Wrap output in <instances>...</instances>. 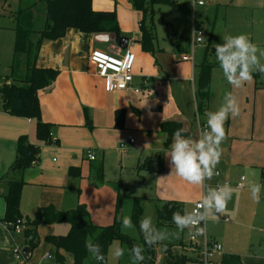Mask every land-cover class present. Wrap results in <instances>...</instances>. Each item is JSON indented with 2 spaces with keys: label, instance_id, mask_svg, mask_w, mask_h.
I'll list each match as a JSON object with an SVG mask.
<instances>
[{
  "label": "crops",
  "instance_id": "crops-1",
  "mask_svg": "<svg viewBox=\"0 0 264 264\" xmlns=\"http://www.w3.org/2000/svg\"><path fill=\"white\" fill-rule=\"evenodd\" d=\"M110 2L113 3L99 5L93 0V9L116 13L123 38L128 39L125 50L119 47V42L116 45L110 36H94L76 29H69L61 39L45 42L40 49L37 66L57 72L53 84L39 92L42 119L52 126L51 137L55 144L48 145L37 138L36 120L7 114L0 101V264H17L13 243L24 242L20 237L13 241L2 223L9 179L1 180L16 158L18 139L24 135L28 136L32 144L40 147V155L37 164L23 176L25 185L20 203L23 217L32 218L38 209L50 205L57 210L68 211L85 204L91 213L93 209L98 211L94 216L90 214L94 224L109 226L115 217L118 181L126 170L137 173V177L143 179L141 184L134 181L136 187L153 182L154 194L150 199L181 202L185 212L191 211L206 194L207 188H215L217 182L232 184L235 191L228 202L229 206H233L235 201L249 207L255 205L250 186L254 183L263 185L260 177L264 169V93H260L264 92V85L260 83L262 78L258 80V86L253 78L242 87L233 88L220 67L213 68L208 111H215L223 104V90L233 93L241 111L238 116H230L225 122L227 139L221 145L223 153L216 168L219 176L214 175L211 180H205L204 187L191 185L172 172L170 158L166 154L170 151L173 139L167 148L162 125L176 122L186 129L185 137L196 138L199 135L196 89L201 65L197 66L194 58L198 46L193 48L191 43V53L183 55L179 44L174 52L161 46L159 41V50L146 53L140 44L139 28L128 29L124 26L125 21L135 24V14L139 15L141 21V14L129 0ZM5 4L8 5L7 1ZM109 49L121 57L134 55L131 90L109 92L106 81L96 75L94 68L89 67V57L93 51ZM184 56L193 57V63L184 61ZM12 59L13 55L7 71L0 75V79L11 74ZM209 62L215 63L217 60ZM136 89L141 92L136 93ZM206 119L204 115L203 122L206 123ZM129 138L134 139V143L131 144ZM121 146L125 147L122 149ZM88 151L95 152V161L87 158ZM72 167L80 169L81 177L69 176ZM101 167L104 182L97 184L92 178ZM242 178H245L244 187L237 189L236 184ZM83 189L87 191L82 196ZM262 205L264 188L261 189L260 202L256 203V208H263ZM187 206L189 210H186ZM100 219H108V222H101ZM62 225L39 226L37 234L40 242L31 251L29 264H44V261L51 260H46L45 256L40 258L38 254L42 248L48 250V255L49 250L54 249L46 241L47 237L67 235L60 233ZM66 225L70 231V225ZM208 233L220 242L218 238L222 234ZM225 247L224 243V256L238 255L230 248L225 250ZM238 256L242 264H248L244 255Z\"/></svg>",
  "mask_w": 264,
  "mask_h": 264
},
{
  "label": "trees",
  "instance_id": "trees-1",
  "mask_svg": "<svg viewBox=\"0 0 264 264\" xmlns=\"http://www.w3.org/2000/svg\"><path fill=\"white\" fill-rule=\"evenodd\" d=\"M6 2L7 0H0ZM132 7L142 15L139 23L140 44L146 53H154L159 50L155 18L158 16L160 25L166 24L162 18L161 10L155 7L173 5L176 0H129ZM45 5V22L43 29L37 31L38 6ZM14 21V46L13 59L10 67L11 74L0 79V101L3 110L14 117L36 120L37 138L45 144L52 145L56 142L51 137L52 126L42 119L39 92L50 87L57 78V72L52 69H42L37 66V59L42 45L47 41H55L66 36L69 29L94 36H110L117 43L123 38L119 22L115 12L95 11L93 0H20V7L13 15ZM21 58H24L23 60ZM217 63H210L207 55L199 68L197 75L196 106L197 116L202 123L205 113L208 111L210 101L211 74ZM257 81L262 77L258 72L253 73ZM11 81V84H7ZM182 128L179 123L167 122L162 125V131L166 135V147L169 148L173 139V133ZM184 135V133H183ZM40 147L30 142L28 136H21L17 141L16 158L8 172L1 179H9L8 192L4 196L6 210L2 220L3 224L16 225L21 220L25 225V238H32L27 246L34 251L39 245L37 229L43 225L69 224L70 231L66 236H49L46 241L55 249L56 263L66 264H108L109 249L115 241L125 244L128 249L139 244L144 247L145 260L141 264H159V243L149 247L143 234L140 232V220L143 217V206L140 199L133 198L134 207L132 221L139 232L140 240H135L121 232V201L123 195L117 187V206L114 221L109 226L94 224L85 204L78 205L68 211L57 210L50 205L38 209L34 217H23L20 211L21 194L25 182L24 173L35 166L39 160ZM36 163V164H35ZM142 166L139 167L141 169ZM71 178L81 177L80 169L70 168ZM97 184L104 182L102 167L94 176ZM261 183L264 185V169L261 170ZM155 200V199H154ZM158 204L156 215L158 226H172L173 213L179 211L185 213V206L177 201H163L156 199ZM91 240L101 246L105 257L104 261H98L86 248V241ZM163 264H188V256L174 253L171 246L165 247ZM67 255V256H66ZM72 256V258H70ZM221 264H242L238 255H225Z\"/></svg>",
  "mask_w": 264,
  "mask_h": 264
},
{
  "label": "rangeland",
  "instance_id": "rangeland-1",
  "mask_svg": "<svg viewBox=\"0 0 264 264\" xmlns=\"http://www.w3.org/2000/svg\"><path fill=\"white\" fill-rule=\"evenodd\" d=\"M95 1H97L99 5L100 3H104L103 5H110V3H113L110 2L111 0ZM176 1L177 2L173 5L159 8L155 7L156 10H161L160 15L166 23L160 25L158 23L159 17L157 16L155 18L157 36L161 46H164V48H169L175 52L179 44L183 55H189L191 53L192 29L193 26H196L203 31L204 37H206L207 40L206 44H203L201 47L198 45L195 50L194 58L197 66L202 64L206 55L209 61H216L215 48L213 45L222 44L223 37L226 35L246 34L252 43L256 44L259 49L264 50V0H203V7L193 6L192 0ZM7 4L8 5L0 1V75L7 71V65L13 55L15 35L12 16L18 11L20 0H7ZM111 5L114 6V4ZM38 12L36 30L41 31L45 22L44 4L38 6ZM139 22V15L135 14V24L125 21L124 26L128 29H138ZM185 49L187 51H185ZM112 50H114V48ZM112 50L109 49L105 51L114 53ZM21 59L23 60L24 58ZM261 62L264 63V57L261 58ZM260 83L264 85V78H262ZM223 92L225 95L228 91L223 90ZM260 93L264 92L260 91ZM255 140H257V138ZM56 160L58 159L56 158ZM134 181H137V184H141L143 179L138 178L137 173L135 174L128 170L123 173L118 181V190L123 195L121 201L122 214L129 215L132 218L134 201L133 198L129 197L132 195L142 202V218L151 217L153 224L158 229H166L169 233L177 232L176 226H158L156 215L158 204L150 199L154 194L153 182L149 181L147 186L142 185L136 187V185H133ZM83 190L82 196L83 194L85 195V191H87L86 189ZM233 203H235L233 206L227 205L226 213L221 215L218 221H207V232L222 234V237L218 239L223 245L225 243V250L230 248V251L236 252V254L240 256L244 255V257H246L245 261H247L248 264H264V207L262 208L259 206L256 208V202L255 205L251 207L245 206L244 204L240 205V203L236 201ZM186 210H189V206L186 207ZM258 210L259 212L257 213ZM97 212L96 209H93L92 213L89 211V215L92 214L94 216ZM225 219H227V221ZM101 222H108V219H102ZM60 229H62V231H60L62 234H68L69 232V226L66 224L60 226ZM121 232L138 241L141 238L136 228L134 230L130 229ZM208 235L210 236L211 234L208 233ZM187 243L188 231H186V229L179 234V238L175 235H170L167 240L159 243L158 263L163 264L166 246H171L174 253L184 254ZM116 245L125 249V255L119 259H113L111 256V249ZM128 250L125 244L115 241L109 249L108 264H132ZM46 251H48L46 248H42L38 257L44 258L45 253H47ZM49 253L52 259L49 262L44 261V264H56L55 250L51 248ZM15 261L17 263L16 258Z\"/></svg>",
  "mask_w": 264,
  "mask_h": 264
},
{
  "label": "clouds",
  "instance_id": "clouds-1",
  "mask_svg": "<svg viewBox=\"0 0 264 264\" xmlns=\"http://www.w3.org/2000/svg\"><path fill=\"white\" fill-rule=\"evenodd\" d=\"M203 0H201V3ZM194 5V4H193ZM193 30L192 39H199L200 43L206 44V37L202 33L196 37ZM215 57L227 82L233 88H240L246 82L253 80V73L258 72L264 77V50L252 43L246 34L226 35L222 44H214ZM240 106L237 98L232 92L224 96L223 104L215 111H207L206 125L200 130L198 137H185L184 128L177 129L173 133V141L170 151L166 156L170 158L169 163L177 176L194 186H205V180H211L220 163L223 149L222 143L227 139L225 122L229 117H236L240 114ZM264 185L254 183L250 186L251 197L254 202H260V193ZM234 189L229 184L208 187L206 194L195 207L183 215L177 211L173 213V223L177 232L169 233L168 230L158 229L151 217H144L140 220V232L143 234L145 243L151 247L163 242L170 235L179 238V234L189 229V234L196 236L206 233V224L209 219L219 220L220 216L227 211L228 202L232 199ZM218 214V215H217ZM121 231L134 230L132 218L129 215H121ZM204 226H201V225ZM2 226V225H0ZM87 251L98 261H104L105 257L101 246L91 240L86 241ZM144 247L135 244L128 250L132 264H141L145 260ZM125 255V249L119 245L111 249L113 259H119ZM47 257L48 254L45 253Z\"/></svg>",
  "mask_w": 264,
  "mask_h": 264
},
{
  "label": "built area",
  "instance_id": "built-area-1",
  "mask_svg": "<svg viewBox=\"0 0 264 264\" xmlns=\"http://www.w3.org/2000/svg\"><path fill=\"white\" fill-rule=\"evenodd\" d=\"M193 6H204V2L201 3V0H192ZM193 30H195L196 37H199V34L203 31L193 26ZM192 30V33H193ZM199 39H192V47L195 48L200 45ZM184 61H190L193 63V57L184 56ZM89 67L94 68L96 71V75L101 79L106 81L107 90L109 92L114 91H129L131 90V84L133 83L134 75H133V64H134V55L128 54L125 57L119 56L117 53H109L103 50H95L90 54L89 57ZM11 84L10 82L7 83ZM1 85V84H0ZM147 86V84H145ZM136 93H140V89L135 90ZM197 124L200 130L206 125V123H202L200 118L197 116ZM129 142L134 143V139L129 138ZM125 146H121L123 149ZM87 158L90 161L96 160V154L93 151H88ZM36 164V163H35ZM219 175H216L218 177ZM245 178H242L239 183L236 184L237 189H242L244 187ZM229 184L232 187L230 182L220 183L217 182L215 187L221 186L224 184ZM200 202V201H199ZM197 202V203H199ZM195 203V205L197 204ZM193 206V208L195 207ZM192 208V209H193ZM6 231L13 241L17 238H23L24 242L22 244H18L16 242L13 243V252L15 258L17 260V264H29L28 257L24 255L23 249L27 246V243L32 240V238H25L24 231L26 229L23 221L19 220L16 225H8L3 224ZM201 226H204L203 224ZM183 255L188 256L189 263L188 264H221L220 260L224 256L223 245L211 238L207 232V224H206V233L204 235L196 236L193 238L191 234H189L188 229V243L185 246V253ZM46 260L52 259L50 255L45 256ZM56 264H66V263H56Z\"/></svg>",
  "mask_w": 264,
  "mask_h": 264
},
{
  "label": "water",
  "instance_id": "water-1",
  "mask_svg": "<svg viewBox=\"0 0 264 264\" xmlns=\"http://www.w3.org/2000/svg\"><path fill=\"white\" fill-rule=\"evenodd\" d=\"M100 40H103V38H100ZM127 44H128V39H121L119 41V47L122 50H125L127 48ZM23 253H24L25 256L29 257V255L31 253V249L29 247H24ZM70 258H72V256H70Z\"/></svg>",
  "mask_w": 264,
  "mask_h": 264
}]
</instances>
